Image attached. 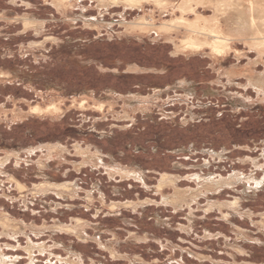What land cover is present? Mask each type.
Wrapping results in <instances>:
<instances>
[{
	"label": "rangeland",
	"instance_id": "obj_1",
	"mask_svg": "<svg viewBox=\"0 0 264 264\" xmlns=\"http://www.w3.org/2000/svg\"><path fill=\"white\" fill-rule=\"evenodd\" d=\"M106 2L0 0V264H264L258 51Z\"/></svg>",
	"mask_w": 264,
	"mask_h": 264
},
{
	"label": "bare ground",
	"instance_id": "obj_2",
	"mask_svg": "<svg viewBox=\"0 0 264 264\" xmlns=\"http://www.w3.org/2000/svg\"><path fill=\"white\" fill-rule=\"evenodd\" d=\"M99 1H107L104 5H109L110 3H122L134 7L138 4L143 5V3L147 0ZM148 1L159 5V7L163 10L172 9L173 15L171 19L163 21L161 25H159V29L169 30L173 33H180L184 30L183 32L185 35H183L181 42L185 49L202 50L209 48L214 56L223 57L234 48L235 44L237 45L238 41H244L250 48L258 51L256 52L259 56V62L264 64V0H179L176 2H172L171 0ZM200 8H204V10L211 9L213 13L211 15H206L205 13L199 11ZM141 23H145V17H141L140 20L131 22V24L129 23L130 25L128 24L127 27L133 31L137 28V26H140L139 24ZM140 28L145 30L144 27ZM256 62L257 61H255V63ZM239 72L247 74L249 83L258 90L264 92V71L257 73L254 71L253 67L239 68L238 70H235L234 68L226 71L229 77H233V75L239 74ZM87 101L88 100L85 99L82 100L81 105L84 106ZM97 104V107L101 109L105 106L103 102H98ZM33 110L34 113L42 111L40 106H36ZM47 110L59 111L60 108L53 103L47 106ZM170 179L167 175H164L159 185V189L163 188L167 184H171L172 180ZM201 179L202 178L198 176V180ZM202 180L210 181L211 179L204 178ZM20 187L22 186L20 185ZM171 200L174 203L179 202L173 198H171ZM2 225L3 231L6 233L7 223L4 222ZM0 257L4 261L5 254L3 251L0 252Z\"/></svg>",
	"mask_w": 264,
	"mask_h": 264
},
{
	"label": "trees",
	"instance_id": "obj_3",
	"mask_svg": "<svg viewBox=\"0 0 264 264\" xmlns=\"http://www.w3.org/2000/svg\"><path fill=\"white\" fill-rule=\"evenodd\" d=\"M143 45H139L140 48H142ZM150 59V58H149ZM169 65V64H168Z\"/></svg>",
	"mask_w": 264,
	"mask_h": 264
}]
</instances>
